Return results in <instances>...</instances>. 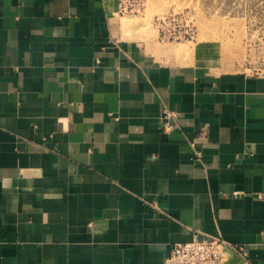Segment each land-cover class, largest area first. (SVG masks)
<instances>
[{"label": "crops", "instance_id": "obj_1", "mask_svg": "<svg viewBox=\"0 0 264 264\" xmlns=\"http://www.w3.org/2000/svg\"><path fill=\"white\" fill-rule=\"evenodd\" d=\"M117 4L0 0V264H164L194 236L264 264V77L157 55Z\"/></svg>", "mask_w": 264, "mask_h": 264}, {"label": "rangeland", "instance_id": "obj_2", "mask_svg": "<svg viewBox=\"0 0 264 264\" xmlns=\"http://www.w3.org/2000/svg\"><path fill=\"white\" fill-rule=\"evenodd\" d=\"M169 13L191 17L195 24L193 39L156 40L154 20ZM122 18H140L147 40L164 52L157 55H193L197 63L210 60L207 63L213 73L264 77V0H145L138 15ZM226 253L221 264H230Z\"/></svg>", "mask_w": 264, "mask_h": 264}, {"label": "built area", "instance_id": "obj_3", "mask_svg": "<svg viewBox=\"0 0 264 264\" xmlns=\"http://www.w3.org/2000/svg\"><path fill=\"white\" fill-rule=\"evenodd\" d=\"M117 3L118 15L132 17L143 10L145 0H117ZM154 27L157 31V40L161 43L193 39L195 31L194 23L186 13L179 15L169 13L157 17L154 20ZM176 115L168 109H163L161 116L163 130L171 131L175 127L172 121ZM196 155L199 156V152ZM229 246L230 244L221 237L194 236L189 242L175 243L164 264H221L225 249ZM241 251L242 249H239V252Z\"/></svg>", "mask_w": 264, "mask_h": 264}, {"label": "bare ground", "instance_id": "obj_4", "mask_svg": "<svg viewBox=\"0 0 264 264\" xmlns=\"http://www.w3.org/2000/svg\"><path fill=\"white\" fill-rule=\"evenodd\" d=\"M195 25V24H194Z\"/></svg>", "mask_w": 264, "mask_h": 264}]
</instances>
